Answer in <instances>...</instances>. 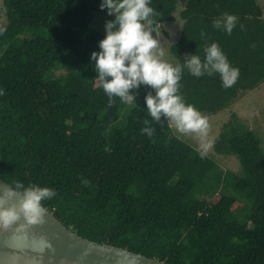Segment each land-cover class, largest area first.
<instances>
[{"label":"trees","instance_id":"obj_1","mask_svg":"<svg viewBox=\"0 0 264 264\" xmlns=\"http://www.w3.org/2000/svg\"><path fill=\"white\" fill-rule=\"evenodd\" d=\"M179 1L151 0L156 19L172 22ZM0 2V180L52 187L57 196L46 209L66 228L162 264H264L257 133L235 114L222 125L213 150L237 158L233 172L202 158L165 117L152 122L144 98L118 126L125 104L107 106L89 61L112 19L99 0ZM182 2L179 36L167 48L172 64L186 54L203 58L217 42L240 70L229 88L217 74L183 70L184 100L212 115L264 82L263 8L257 0ZM222 13L237 17L231 34L212 26ZM145 119L151 137L140 131Z\"/></svg>","mask_w":264,"mask_h":264},{"label":"clouds","instance_id":"obj_2","mask_svg":"<svg viewBox=\"0 0 264 264\" xmlns=\"http://www.w3.org/2000/svg\"><path fill=\"white\" fill-rule=\"evenodd\" d=\"M98 7L112 19L105 21L104 37L97 44L99 50L90 53L89 61L95 72L94 79L108 98L107 106L111 107L119 98L122 104L137 107L132 90L147 86L152 91L145 94L144 103L151 121L159 122L163 116L177 133L198 140L199 155L203 158L214 141L209 138L208 118L194 105L186 103L180 92L183 70L187 69L197 78L217 74L222 87L229 88L237 81L239 68L229 63L217 42L204 48L203 58L192 53L186 54L182 64L167 62L165 45L171 44L164 37L163 25L156 19L151 0H99ZM236 23V15L222 13L212 21V26L231 34ZM143 123L145 126L140 131L151 137L155 129L150 126V120L145 119ZM82 183L88 181L83 179ZM56 196L52 187L12 181L0 195V229L15 226L20 232L42 224L47 213L46 202ZM11 197L16 200L9 204ZM45 247L50 245L41 238L39 250Z\"/></svg>","mask_w":264,"mask_h":264},{"label":"water","instance_id":"obj_3","mask_svg":"<svg viewBox=\"0 0 264 264\" xmlns=\"http://www.w3.org/2000/svg\"><path fill=\"white\" fill-rule=\"evenodd\" d=\"M154 26V25H153ZM6 184L0 180V195ZM16 197L8 199L14 203ZM47 210V209H46ZM50 247L39 250V241ZM0 264H162L139 253L97 243L66 228L47 210L44 222L17 232L0 229Z\"/></svg>","mask_w":264,"mask_h":264},{"label":"rangeland","instance_id":"obj_4","mask_svg":"<svg viewBox=\"0 0 264 264\" xmlns=\"http://www.w3.org/2000/svg\"><path fill=\"white\" fill-rule=\"evenodd\" d=\"M1 1V0H0ZM258 4L261 5L264 12V0H257ZM183 2L179 1L177 6V11L174 14V20L172 22H163L162 32L167 41L174 43L180 32L181 28V19L179 17V11L182 9ZM264 16V15H263ZM1 15V2H0V21H2ZM166 34V35H165ZM169 45H165V56L164 59L169 63H173V59L169 56L167 51ZM144 95L141 92H137L135 95V104L139 107L143 102ZM131 108H136L133 106L126 105L123 107L121 111L120 118L116 123L118 126L124 124V116ZM208 118L209 121V138L214 141V139L219 134L222 125L230 119L232 114H235L239 120L245 124L247 127L252 129L255 133H257L263 140L264 146V82L258 85L252 91L246 92L242 97H240L237 101L232 103L226 109L214 113V114H205L202 113ZM173 134H175L178 138L182 139L193 148L198 150V140L194 139L191 136H182L176 132L175 128L172 126ZM182 136V138H181ZM208 157L212 158L216 161V163L224 170H230L233 172L240 171V165L237 158L233 155L223 156L216 154L213 150V146L208 150Z\"/></svg>","mask_w":264,"mask_h":264}]
</instances>
